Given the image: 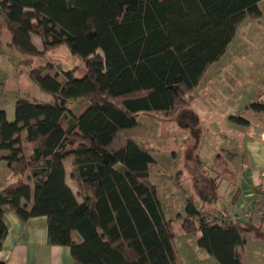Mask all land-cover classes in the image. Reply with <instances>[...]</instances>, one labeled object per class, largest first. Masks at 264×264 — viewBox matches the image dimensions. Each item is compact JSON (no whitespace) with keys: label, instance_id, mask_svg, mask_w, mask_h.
Listing matches in <instances>:
<instances>
[{"label":"trees","instance_id":"16d2710c","mask_svg":"<svg viewBox=\"0 0 264 264\" xmlns=\"http://www.w3.org/2000/svg\"><path fill=\"white\" fill-rule=\"evenodd\" d=\"M259 1L0 0L19 72L28 67L29 77L52 95L49 101L18 97L12 121L0 109V150L6 151L0 160L19 175L0 185V247L9 209L21 219L46 215L48 241L69 246L74 264H180L175 220L164 215L150 179L156 159L133 132L140 114H169L189 104L240 23L261 15ZM60 44L83 63L78 75L76 66L62 71L64 82L52 62L32 64L33 56ZM248 107L264 111V101ZM66 158L81 200L65 181ZM194 186L202 202H214L215 177L195 174ZM253 217L264 222V212ZM179 227L200 230L198 246L219 264H246L241 253L251 223L224 214L207 219L188 196Z\"/></svg>","mask_w":264,"mask_h":264},{"label":"rangeland","instance_id":"374dc122","mask_svg":"<svg viewBox=\"0 0 264 264\" xmlns=\"http://www.w3.org/2000/svg\"><path fill=\"white\" fill-rule=\"evenodd\" d=\"M260 5L262 10H264V1ZM247 19L251 20V22L256 21L253 25L259 31L258 33L256 30L254 31L257 39L254 40L249 31L246 36L245 33H241L242 35L239 37L243 39L239 38V40H233L231 43H228L227 52L222 58L225 61L219 65L215 73L209 76L206 75L208 79L207 89H211L210 95L206 92L207 89L203 90L195 86L191 91V96L194 91L193 107L191 109L185 106H177L169 114L154 112L149 114L142 113L138 116L140 126L134 130L133 137L140 144L149 148L156 159L155 165L152 166L150 179L157 186V196L166 218L176 219L177 213L184 215L188 196L195 197L196 205L204 210L216 209L217 207L223 208L224 205L225 207H232L230 201L231 193L233 192L232 183H234V179L240 174L241 159L240 157L229 155L227 151L220 150L217 146L222 144L219 141V130L227 132L230 136H237V138L240 137V134L233 131V123L231 121V124L222 120H217L210 124H207V121L200 123L199 120L203 116L200 115L201 112H198L197 109L204 107L205 110L209 109L212 112V109H214L212 104L214 103L216 104L214 111L219 118L222 117L221 113L228 111L229 113L245 117L248 116L245 113V109H248L249 112L252 110L250 107H246L242 111H240V108L232 107L239 106L240 104L243 105L245 102L249 105L257 98L264 100V15H260L258 18ZM245 46H248L247 49L251 46H255V48L249 49L246 52L244 51ZM239 47H242L243 51H238ZM17 58L19 59V55L15 57V59ZM48 61L54 64L52 71L56 70L61 74V82L66 80L62 71H67L76 66L78 70L76 74L78 75L83 69L81 57L71 53L66 44H60L57 47L48 49L43 55L32 57L33 65H43ZM228 61L232 62V64L227 63ZM235 62H241L242 67H246V63L251 62L252 66L248 67L247 71H252L253 75L246 77L240 83H235L233 81L235 78L232 76L237 75L232 73L234 68L231 67L234 66ZM18 67L17 65L16 70L20 74H17L13 70L10 80L7 82L4 104L6 106L5 112L8 121L14 119V105L18 97L27 96L43 101L52 99L50 93L44 91L35 80L29 77L27 72L28 67L23 66L22 72H19ZM242 67L238 68L240 72H244V68ZM214 77L216 79L212 80ZM218 81H221V83L218 84ZM73 103L71 107H75V102ZM84 108L85 104H82L76 107L74 112L80 113ZM206 117L208 116L206 115ZM202 124V129H200ZM206 126L207 132L205 133L203 127L206 128ZM204 133L205 139L203 144L200 142V139ZM23 144V154L28 156L30 146L25 140ZM219 153L226 156L225 161H228H226V164H230L234 169H237V172H229L228 177L221 178L222 181L218 188L219 197L215 204L208 207L203 203L201 204L200 199L196 195L194 176L195 174L206 173L217 177L219 172H223L221 165L218 163L220 159ZM18 178L19 175H11L8 179H4V174L0 171L1 186L14 182ZM218 178H220V175ZM178 228L179 221L176 222V229ZM253 235L255 234L250 235L251 238L248 240L246 249L241 253L242 258L246 257L249 264H264L262 263L264 262V237H255ZM191 239V233L178 231L175 237V244L179 248L180 257H184V251H186L187 247L184 244H190L189 241Z\"/></svg>","mask_w":264,"mask_h":264},{"label":"crops","instance_id":"0c3cea01","mask_svg":"<svg viewBox=\"0 0 264 264\" xmlns=\"http://www.w3.org/2000/svg\"><path fill=\"white\" fill-rule=\"evenodd\" d=\"M262 1L264 0H260L258 2V6L261 10V16L264 15V10H262L260 5ZM247 20L248 19L243 20L240 23L231 41L237 39L239 40V38L243 39L242 37H239L240 35H242L241 33H245L246 36L249 31L251 32L253 39H257V35L254 34V31L256 30L257 33L259 31L257 30L256 26L253 25L256 23V21H252L254 22L252 23L251 20ZM31 38L35 46L38 49H41L40 37L38 35H32ZM10 40L11 34L7 29L6 25L4 24L3 19L0 15V109L4 111H6V106L4 103L7 92V82L8 80H10L13 70H15L17 74H20L16 70L18 58L15 59V57H17L18 54L12 48L9 47ZM231 41L229 43H231ZM244 48V51L247 52L249 49L255 48V46H251L249 49H247L248 46H245ZM235 49L237 48L235 47ZM238 51H243L242 47H239ZM226 52L227 48L224 54L218 60L208 66L203 76L201 77L199 83L196 85L197 88H201L203 90H206L208 88V79L206 75L209 76L210 74L215 73L219 65L225 61L222 58L223 56H225ZM227 63H229L230 65L232 64V62L230 61H228ZM246 64V67H242L241 62H235L234 66H231L232 68H234L232 73L237 75L232 76L233 78H235L233 80L235 83H240V81H244L246 77H250L253 75L252 71H247V68L251 67L252 63L249 62ZM241 67L244 68V72H240V70L238 69ZM214 79H216V77L212 78V80ZM220 83L221 81H218V84ZM210 91L211 89L206 90L208 95H210ZM193 92L188 106H185L188 109H191L193 107ZM256 100H259V98H257ZM212 105L214 106L212 112L209 111V109L205 110L204 107H199L197 109L198 112H201L200 115L203 116L199 120V122L202 123L203 121H207V124H210L214 121L222 120L223 122L226 121V123H230V121L233 123L232 129L234 132H238L240 134V137L237 138V136H230L227 132L219 130V141L222 144L217 147H219L220 150L227 151L229 155H233L234 157L238 158L240 157L241 167L239 168L240 174L237 178L234 179V183H232L233 192H230V201L232 207H225L224 205L223 208L217 207L216 209L204 210L203 208H201V214H205V217L207 219H211L212 217L218 216L219 214H224L227 219L239 218L244 222L251 223L252 229L248 231L245 235V251L246 246L248 244V240H250L251 238V234H255L253 235L255 237H264V222H260L256 217L249 219V217L253 214L246 216V214L251 213L253 210L256 209V187L258 184L264 182V111L251 110L248 112V109H245V113L248 114V116L245 117L242 115L229 113L228 111L221 113L222 117L219 118V116L217 117V113L214 111L216 108V104L213 103ZM246 107H248L247 102H245L243 105L240 104L239 106H235L232 108H240V111H242ZM206 115L209 118H205ZM234 116L243 117L248 121V124H242L237 122L236 120H234ZM202 126L203 124L201 125L200 129H202ZM203 131H205V133L207 132V126L206 128L203 127ZM205 133L200 139V142L203 144L205 139ZM22 146H24V144H22ZM5 153V150H0V156L4 155ZM219 156L220 159L218 163L221 165V169L223 172L218 173L220 175V178H218L219 175L215 177L217 181L216 199L210 204L204 203L200 200L201 204L203 203L208 207L212 204H215L219 197L218 188L220 182L222 181L221 178L224 179L225 177H228L229 172H237V169H234L230 164H226L228 162L227 160V162L225 161L226 156H223L222 153H219ZM63 163L65 168V181L68 186L72 189L77 199L81 200V196L78 194L77 186L71 176L72 167L70 165L69 159H64ZM0 171L4 174V179H8L12 175L10 167L8 166L7 162L3 159L0 160ZM206 175L213 176L210 174ZM24 180L31 187L33 186L32 180L28 178H25ZM182 216L183 215L180 214L179 217L176 216V219L172 218L175 220V224L177 221H179L180 225ZM3 218L7 226V232L2 240V244L0 247V260L3 261L4 264H74L69 246L50 243L48 241L46 215H36L28 217L27 219H21L16 215V213L7 209L4 211ZM180 230V227L176 229L175 237L177 236L178 231ZM181 231L185 232L183 230ZM185 233H191L192 239L189 241L190 244H184L187 246L186 251H184V257L179 256V248L175 244L174 237V245L177 251L178 260L180 264H219L218 261L213 256H211L204 248L198 246L197 240L201 236L200 230ZM73 238L76 241L79 240V236L77 235V233L73 234ZM243 260L246 264H249L246 257L243 258Z\"/></svg>","mask_w":264,"mask_h":264},{"label":"built area","instance_id":"2783aa9c","mask_svg":"<svg viewBox=\"0 0 264 264\" xmlns=\"http://www.w3.org/2000/svg\"><path fill=\"white\" fill-rule=\"evenodd\" d=\"M256 194H257L256 209L253 210L251 213L246 214V216L247 215H252V214L253 215L254 214H260V213L264 212V182L258 184V186L256 188ZM235 219H237V218H235ZM235 219H232V220H235ZM218 223H223V221L222 220H218Z\"/></svg>","mask_w":264,"mask_h":264}]
</instances>
